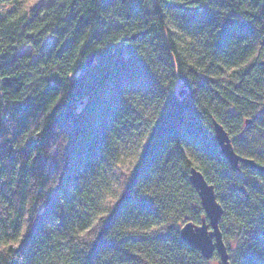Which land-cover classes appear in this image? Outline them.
<instances>
[{
  "label": "trees",
  "instance_id": "obj_1",
  "mask_svg": "<svg viewBox=\"0 0 264 264\" xmlns=\"http://www.w3.org/2000/svg\"><path fill=\"white\" fill-rule=\"evenodd\" d=\"M214 120L264 165V0H0V264H208L180 234L205 216L192 167L231 263L264 264V169L233 166Z\"/></svg>",
  "mask_w": 264,
  "mask_h": 264
},
{
  "label": "water",
  "instance_id": "obj_2",
  "mask_svg": "<svg viewBox=\"0 0 264 264\" xmlns=\"http://www.w3.org/2000/svg\"><path fill=\"white\" fill-rule=\"evenodd\" d=\"M92 59L89 60V63ZM184 92V89L180 90V94ZM213 127L215 138L223 155L233 166L238 167L243 162L250 167L264 169V165L259 164L254 158L243 156L235 150L232 138L223 124L214 120ZM189 178L198 191L205 216L201 223L185 222L180 228L181 237L188 245L198 249L205 258L211 257L216 252L220 257L221 264H232L219 225L224 208L217 199L215 186L196 167L191 168Z\"/></svg>",
  "mask_w": 264,
  "mask_h": 264
},
{
  "label": "rangeland",
  "instance_id": "obj_3",
  "mask_svg": "<svg viewBox=\"0 0 264 264\" xmlns=\"http://www.w3.org/2000/svg\"><path fill=\"white\" fill-rule=\"evenodd\" d=\"M25 51L33 52L34 49L31 47H26ZM117 97L127 100L130 106H138L139 98L133 90V88L128 85L126 82H122L117 89L115 90ZM140 112L147 117L151 111L150 107H144L141 105L139 108ZM144 132V124L141 122H128L121 125L114 130V136L117 137V146L120 152V158L122 162L129 166L131 160L136 154L142 134ZM106 184L102 186L100 194L107 196L113 188V175L112 172L108 169L105 176ZM183 222L179 223V226H182ZM225 244L227 245L230 252H235L240 246L241 240L236 230L231 228L227 236H224ZM208 264H221L219 255L215 252L211 257L207 258Z\"/></svg>",
  "mask_w": 264,
  "mask_h": 264
}]
</instances>
